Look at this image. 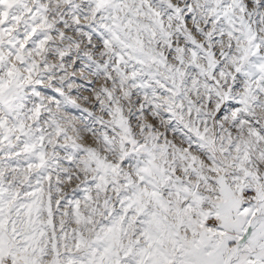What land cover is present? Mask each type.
Listing matches in <instances>:
<instances>
[{
	"label": "snow or ice",
	"instance_id": "snow-or-ice-1",
	"mask_svg": "<svg viewBox=\"0 0 264 264\" xmlns=\"http://www.w3.org/2000/svg\"><path fill=\"white\" fill-rule=\"evenodd\" d=\"M0 264H264V0H0Z\"/></svg>",
	"mask_w": 264,
	"mask_h": 264
}]
</instances>
